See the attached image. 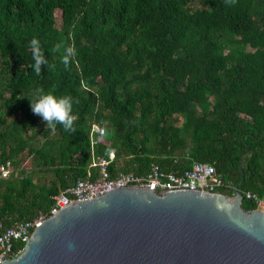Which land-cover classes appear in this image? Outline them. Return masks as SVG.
I'll list each match as a JSON object with an SVG mask.
<instances>
[{
    "label": "trees",
    "instance_id": "obj_1",
    "mask_svg": "<svg viewBox=\"0 0 264 264\" xmlns=\"http://www.w3.org/2000/svg\"><path fill=\"white\" fill-rule=\"evenodd\" d=\"M37 88L73 97L74 132L33 114ZM99 158L111 176L208 162L264 196V0H0V160L24 167L0 176V220L47 212Z\"/></svg>",
    "mask_w": 264,
    "mask_h": 264
},
{
    "label": "water",
    "instance_id": "obj_2",
    "mask_svg": "<svg viewBox=\"0 0 264 264\" xmlns=\"http://www.w3.org/2000/svg\"><path fill=\"white\" fill-rule=\"evenodd\" d=\"M233 195L137 184L66 203L0 264H264V210Z\"/></svg>",
    "mask_w": 264,
    "mask_h": 264
},
{
    "label": "built area",
    "instance_id": "obj_3",
    "mask_svg": "<svg viewBox=\"0 0 264 264\" xmlns=\"http://www.w3.org/2000/svg\"><path fill=\"white\" fill-rule=\"evenodd\" d=\"M104 126H95L92 130V143L97 142L96 136L102 135ZM114 156L110 153V158ZM109 160L99 158L93 163L98 167L97 174L78 178L73 184L62 189L53 196V203L47 212L19 221L12 226H5L0 220V263L4 259L17 255L32 234L34 228L46 217L54 214L66 203L76 200L95 197L119 186L133 185L149 186L155 191L162 192L173 188H194L212 192H219L221 188H229L231 195L235 185L226 182L214 165L208 162L193 161L188 168L180 172H169L165 175L156 163H151L144 174L131 171H119L111 176L108 168ZM15 172L10 159L0 160V176L7 178ZM246 199L252 200L258 209L264 210V196L252 191L241 192Z\"/></svg>",
    "mask_w": 264,
    "mask_h": 264
},
{
    "label": "clouds",
    "instance_id": "obj_4",
    "mask_svg": "<svg viewBox=\"0 0 264 264\" xmlns=\"http://www.w3.org/2000/svg\"><path fill=\"white\" fill-rule=\"evenodd\" d=\"M30 47L35 50L34 54V72L39 75L42 65H47V59L39 51L40 41L37 38H33L30 41ZM75 55L74 50L69 47L66 49V54L63 63L67 65L69 58ZM30 99V108L33 114L41 117L47 124L60 125L66 132H74V120L73 105L75 103L73 97L68 95H56L46 92L42 88H37L34 92L28 96Z\"/></svg>",
    "mask_w": 264,
    "mask_h": 264
},
{
    "label": "rangeland",
    "instance_id": "obj_5",
    "mask_svg": "<svg viewBox=\"0 0 264 264\" xmlns=\"http://www.w3.org/2000/svg\"><path fill=\"white\" fill-rule=\"evenodd\" d=\"M60 23H61V16H60V13H57V15H56V25L59 26ZM37 142H38L37 140H33V141H31V144L35 145V144H37ZM31 159H32V157H30V156H28V155H25L24 158H23V161L26 162V161L28 160L27 163L31 161V163H32V167H33V162H32ZM27 163H26V164H27ZM29 166H30V165H25V169L27 170V172H24L25 174H27V173H32V168H31V166H30V168H29ZM22 168H24V167H23V166H18V167H16V168H15V172H14V176H20V175H22V174L19 172V170L22 169ZM30 169H31V170H30ZM45 177L49 178V174H47ZM43 179H45V178H42V180H43Z\"/></svg>",
    "mask_w": 264,
    "mask_h": 264
}]
</instances>
